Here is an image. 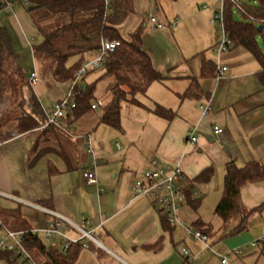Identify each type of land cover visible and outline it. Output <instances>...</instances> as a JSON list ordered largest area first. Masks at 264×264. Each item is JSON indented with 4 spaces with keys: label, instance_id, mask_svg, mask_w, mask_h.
Masks as SVG:
<instances>
[{
    "label": "crops",
    "instance_id": "0c3cea01",
    "mask_svg": "<svg viewBox=\"0 0 264 264\" xmlns=\"http://www.w3.org/2000/svg\"><path fill=\"white\" fill-rule=\"evenodd\" d=\"M221 5V0H131L132 12L116 29L125 40L135 30H141L142 49L163 80L151 83L144 95L137 96L136 103L121 104L118 129L100 123L103 113L97 116V110H90L72 125H64L61 141L44 138L46 149H51L31 168L27 167L26 159L34 136L2 138L0 210H17L29 229L40 232V238L51 219L42 209L66 219L64 230L70 239L80 236L73 225L84 230L91 228L94 240H86V249L79 248L74 264H183L182 246L188 247L196 257L194 264L209 261L220 264L228 248L242 245L237 248L242 249L250 242L264 239L263 207L250 217L247 229L236 236L226 235L222 228L225 236L233 237L228 239V244L217 245L218 254L210 259L208 249L200 241L186 235L180 237L175 232L177 226L170 223L164 227L152 201L146 196L134 195L132 190L150 161L178 166L190 183L191 198L199 201L196 210L187 204L196 215L192 227L196 221L211 227L199 210L208 205L206 208L214 212L224 188L225 165L233 161L243 167L257 162L264 168L263 35L256 37L263 56L261 63L245 48L233 45L217 58L213 48L220 31L210 19ZM23 9H13L9 16L11 24L18 27L22 43L26 40L25 33L36 34ZM150 17L162 24V28H155ZM26 22L31 25L27 27ZM217 62L226 68L222 77H216L214 71L202 75L204 65L215 69ZM188 89L192 96L181 98ZM109 97L111 100L110 94ZM157 106L172 116L169 119L157 116L154 113ZM205 107L209 109L203 113ZM213 127H219L221 133L214 135ZM9 132L15 131H4V135ZM190 132L196 139L193 143L186 139ZM88 133L98 160L96 185L88 184L83 177L89 164L83 137ZM66 162L70 164L69 170ZM49 163L59 172L50 174ZM208 168L212 174L207 180L194 181ZM239 202L245 210L264 206V180L245 184L240 189ZM236 222L237 219L230 227ZM2 224L5 227L0 232L2 237L5 229L21 231L16 229L18 224L11 214ZM213 234L211 229L206 235ZM263 243L264 240L251 248L256 249ZM246 252L236 254L245 257L239 261L232 259L230 264L251 262L252 253ZM10 256L0 253V264H10Z\"/></svg>",
    "mask_w": 264,
    "mask_h": 264
},
{
    "label": "trees",
    "instance_id": "16d2710c",
    "mask_svg": "<svg viewBox=\"0 0 264 264\" xmlns=\"http://www.w3.org/2000/svg\"><path fill=\"white\" fill-rule=\"evenodd\" d=\"M255 2L256 5H245L224 0L222 24L232 45L245 48L261 63L263 56L256 37L257 34H262L264 42V0ZM8 3L11 4V11L4 10ZM15 5L24 8L36 30L38 42L31 44V53L39 66L37 73L42 77L43 83L39 86L51 95L59 96V89L65 87L72 79L74 72L85 61V55L95 52L103 40L120 42V45L108 54L99 78L105 81L106 90L111 95L110 103L100 119L102 124L118 129L121 104L136 103L137 96L144 95L151 83L162 81L164 78L153 67L150 56L142 49L141 30H135L129 39L125 40L116 29L132 12L131 0H0V14L11 15ZM233 8L241 15L242 20L233 17ZM259 26L262 28L260 33L257 32ZM72 58L75 59L74 62L68 64ZM213 71L214 66L204 65L201 73L207 76ZM29 73L19 66L10 35L6 27L0 25V100L8 101V107L0 115V132L11 128L19 135L34 136L26 159L27 167L31 168L46 150L51 149L40 146L42 140L53 138L61 141L64 125H72L90 111L91 105L96 101L92 102L94 83L86 87L78 86L74 89L75 107L66 112L58 125H46V116L34 93L37 85H30ZM191 96V90L188 89L181 98ZM17 109L21 111L18 112ZM154 113L168 119L172 116L171 112L159 106L155 108ZM65 166L67 170L70 169L69 162H66ZM48 169L50 174L59 172L51 163L48 164ZM211 174V169H205L194 181H205ZM263 180L264 168L257 162H249L243 167L236 166L233 161L225 165L224 188L213 213L220 219L226 235H235L246 230L250 217L262 210L263 205L255 209H243L239 196L240 189L245 184ZM184 190L187 204L196 210L199 201L191 198L188 181L184 182ZM158 213L162 225L170 226L167 217L159 210ZM10 214L18 224L16 229L26 231L22 244L38 264L75 263L78 246H72L65 252L56 246L48 247L39 236L29 232L30 229L22 221L17 210H0L3 223ZM236 219L237 222L230 227ZM193 228L203 234H209L211 231V227H204L199 221L193 224ZM1 255L7 256L9 253L4 252Z\"/></svg>",
    "mask_w": 264,
    "mask_h": 264
},
{
    "label": "built area",
    "instance_id": "2783aa9c",
    "mask_svg": "<svg viewBox=\"0 0 264 264\" xmlns=\"http://www.w3.org/2000/svg\"><path fill=\"white\" fill-rule=\"evenodd\" d=\"M221 1V8L210 19V23L220 29V33L216 38V43L213 48V52L217 58L227 52L229 47L232 45L231 40L227 37L223 29L222 8L224 0ZM4 10L11 11V4L8 3ZM149 21L155 28H162V24L158 23L154 17H150ZM28 45L31 47V43H28ZM119 45L120 42L117 40H103L100 43L99 48L93 53L91 58L82 63L81 67L74 72L72 79L65 85V96L60 99H52L51 107L46 113L44 112L47 119L46 125H58L59 121L64 118L66 112L75 107L74 89L78 87L79 81H81L88 72L96 70L99 67H103L108 54L112 53ZM225 71L226 68L220 67L217 62L214 69L216 77H222ZM38 81V73L37 70L34 69L29 73V83L30 85L35 86L38 84ZM4 107L5 103L0 100V115L4 111ZM100 107H102V103L100 101H96L91 105L90 110L95 111ZM208 109V107L203 108V113H206ZM212 133L214 135H218L221 133V129L219 127H213ZM191 134V132L188 133L186 135V139L193 143L196 139ZM5 136L7 139H11L19 137V134L16 132H9ZM83 142L85 152L89 157V164L87 169L83 172V177L86 179L88 184L96 185L97 178L95 169L97 167L98 160L94 155L92 149V138L89 133L84 135ZM2 143L3 139L0 137V145ZM185 181V177L178 166L169 164L159 165L156 160H152L149 163V167L143 172L141 178L134 182L132 190L136 196L148 197L155 207L167 217L170 224L180 226L184 229L187 237L200 241L205 249H210V245L207 243L209 237L206 234L201 233L193 227L186 228L184 223L178 220L177 213L182 207L183 202L186 200L184 193ZM42 210L51 216L50 221L41 233L42 242L46 246H56L65 252L72 246H78L79 248L86 249V240H94L91 228L84 230L76 225H73V227L79 232L80 236L76 240L70 239L64 233L66 219L62 215L53 211L46 209ZM82 221L84 223H88L85 219H82ZM4 228L5 227L0 220V232L3 231ZM25 232L26 231L12 232L5 229L4 236H0V253L7 252L11 255L9 258L10 264H38L22 244ZM29 232L40 237V232L35 229H30ZM10 240L14 241V244H10ZM263 240V238H260L257 241L251 242L249 246L255 247L258 243L263 242ZM239 250L240 249L235 250L234 253L239 254ZM180 253L183 258V264L195 263L196 257L186 247H181ZM220 264H228L226 255L221 256Z\"/></svg>",
    "mask_w": 264,
    "mask_h": 264
},
{
    "label": "rangeland",
    "instance_id": "374dc122",
    "mask_svg": "<svg viewBox=\"0 0 264 264\" xmlns=\"http://www.w3.org/2000/svg\"><path fill=\"white\" fill-rule=\"evenodd\" d=\"M237 1H241L245 5H247V4L248 5H256V3L253 2L255 0H237ZM19 9H23V7L20 5L14 6L15 11H17ZM232 13H233V17L236 20H242L241 15L236 11L235 8L232 9ZM9 16L10 15L0 14V25H4L6 27L8 33H9V35H10V38L13 42V48L15 50V53L18 56L19 66L21 67L22 70L26 71L27 73L31 72L34 69H36L37 72H39V66L32 56L31 47L28 45V43L32 44V43L38 42L37 35L32 34V33H25L23 36L26 40H25V42L22 43V41L19 39V36H18V34L20 35L18 27H16L15 24H13V25L11 24ZM29 25H31V24L29 22H26V26L29 27ZM213 26L216 27L215 25H213ZM217 29L220 31V29L218 27H217ZM90 58H91L90 56H87V57H85V60L88 61ZM74 60L75 59H73V58L70 59L68 61V64H72L74 62ZM102 72H103V67H99L96 70L90 71V73L85 75V77L81 81H79V85H78L79 87H86L88 84L94 82V91H93L92 102L100 101L102 103V107L97 109V111H96L97 116H100L103 113V111L108 106L109 101H110L109 93L106 90L105 81L101 80V79L98 80V78L100 77ZM39 75H38L39 81H38L37 86L34 88V93H35V96L37 97V99L40 101V105H41L43 112L46 113L52 105L53 96L51 95L50 92L45 91V90L40 88L39 85L42 82V77L40 78ZM65 94H66L65 87L60 88L59 93H58L59 97H64ZM2 101L5 103V107H4V111H5L6 108L8 107V101L6 99H2ZM17 111L19 112L21 110L17 109ZM5 131H13V130H11V128H7ZM0 137L1 138L5 137L4 132H0ZM40 146L46 147V145H44L43 143H40ZM84 150H85V148H84ZM206 207H205V209L200 208L199 212H203L202 216L204 218V221L206 223H209L211 226V229L214 231V234L211 237H209L208 241H207L208 245L211 246L210 249L207 250V253L210 255L208 257L210 259H213L215 257V255L218 254L215 247L217 245H223L224 246V245L228 244V242H227L228 239H231L233 236L231 238L225 236L219 219L215 215H213V209L212 208L208 209ZM195 216L196 215H194L193 210L187 205V201L185 200L182 204V207L179 209V211L177 213L178 220L180 222L184 223L186 228H191L192 223H193L192 221H193V218H195ZM175 232H176V234L180 235V237L185 236L184 229L180 226H177V229L175 230ZM64 233H67L66 229L64 230ZM187 238H190V237H187ZM9 243L14 244V241L10 240ZM250 243L247 244L244 248L240 249L239 250L240 253H245L246 251H247L246 252L247 254L252 253L251 254V256H253V258H251L252 261L249 262L248 264H264V243L260 244L259 247H256V249L251 248V246H249ZM241 246H239V247H241ZM182 247H185V246H182ZM239 247L228 248V251L226 252V254L224 253L227 257L228 264H230L232 259H237V261H239L245 257V255H244V256H241L242 257L241 258L240 256H236V254L233 253V251L237 250V248H239ZM177 250H179V249L176 248V250H175L176 255H178ZM249 250H255V251H249ZM222 256H224V255H222ZM208 264H216V263H214L213 261H209Z\"/></svg>",
    "mask_w": 264,
    "mask_h": 264
},
{
    "label": "water",
    "instance_id": "95a60500",
    "mask_svg": "<svg viewBox=\"0 0 264 264\" xmlns=\"http://www.w3.org/2000/svg\"><path fill=\"white\" fill-rule=\"evenodd\" d=\"M261 29H262L261 26H259L258 29H257V32L260 33Z\"/></svg>",
    "mask_w": 264,
    "mask_h": 264
}]
</instances>
